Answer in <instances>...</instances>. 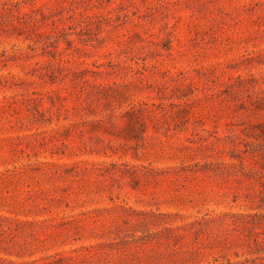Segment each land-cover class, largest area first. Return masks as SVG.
<instances>
[{"label":"rangeland","instance_id":"1","mask_svg":"<svg viewBox=\"0 0 264 264\" xmlns=\"http://www.w3.org/2000/svg\"><path fill=\"white\" fill-rule=\"evenodd\" d=\"M0 264H264V0H0Z\"/></svg>","mask_w":264,"mask_h":264}]
</instances>
